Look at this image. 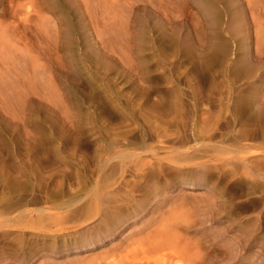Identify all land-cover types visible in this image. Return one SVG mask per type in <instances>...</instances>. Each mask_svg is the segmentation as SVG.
I'll use <instances>...</instances> for the list:
<instances>
[{
    "label": "rangeland",
    "instance_id": "374dc122",
    "mask_svg": "<svg viewBox=\"0 0 264 264\" xmlns=\"http://www.w3.org/2000/svg\"><path fill=\"white\" fill-rule=\"evenodd\" d=\"M62 2L69 5L70 15L77 18L72 0ZM99 3L102 7L96 15L97 29L89 23L92 16L82 12L83 19L89 23L84 30L87 39L84 43H52L46 52L51 81L58 88L47 94L38 89L26 92L12 107L4 104L5 96H0L3 101L0 102L2 206L11 201V205L18 206L29 203L25 208L44 206L51 213L63 211L65 215L66 208H58L56 204L60 206L73 195L83 194L100 178L101 164L131 154L154 164L156 173L161 172L162 182L165 177L173 180L178 173L166 158L170 151L166 146L172 143H163L162 138H175L185 128L193 127L197 112L210 115L208 129L214 125L223 132L221 124L234 117L241 95L249 103L264 106V0H99ZM55 5L51 6L53 10L43 11L50 19H56V11H60L61 6ZM251 121L254 125L250 121L245 123L251 124L244 125L235 123V131L241 133V142L250 152L239 154L231 148L224 154L221 152L218 157L229 158V163L224 171L216 170L208 185H175L167 189L173 196L168 204L153 212L151 203L147 206L151 212L142 214L147 222L153 220L150 224L165 222L179 214L180 218H174L180 219L176 224L180 227L178 239L187 238L189 247L184 250L183 246V251L190 249L193 253V258L189 252L185 253L187 258L181 253L180 259L184 255L185 264L188 257L195 264H250L253 260L264 264V178L257 170L258 163L262 162L259 165L262 167L264 161V128L261 134L254 132L257 126L264 125V120L262 124H258L260 120ZM221 139V136L215 138ZM199 140L209 142L210 138ZM230 141L223 143L234 146ZM191 142L187 146L193 145ZM156 146L165 150L157 155L147 151ZM238 154L243 158L240 167L232 164ZM216 155L197 160L212 163ZM222 173L225 177L220 180ZM147 177L142 170L131 174L119 168L108 177V183L116 189L121 181L129 180L120 193H134L136 184H145ZM86 180L92 184L86 186ZM253 180L262 182L249 188L247 185L239 188L237 184ZM214 185H218L221 193L216 203L211 199L215 192H209ZM82 200L76 205L81 207L86 197ZM21 209L0 213V218L16 215ZM142 215L128 224L141 220ZM87 220L63 223L65 228L57 231L53 227L43 232L17 227L8 235L0 231V242H13L15 237L64 242L69 236L96 232L98 220ZM239 225L241 231L237 230ZM250 227H255V231L252 229L253 233L241 237L242 228L246 232ZM251 234L256 235L255 240ZM123 236L88 243L80 249L57 253L55 257L60 262L85 259L111 247ZM40 248L43 247L38 246L34 251L38 253ZM181 250L182 245L179 253ZM226 250L233 251L232 258L225 254ZM178 256H171L169 262L177 258L181 262ZM44 263L43 257H36L28 264Z\"/></svg>",
    "mask_w": 264,
    "mask_h": 264
},
{
    "label": "bare ground",
    "instance_id": "6f19581e",
    "mask_svg": "<svg viewBox=\"0 0 264 264\" xmlns=\"http://www.w3.org/2000/svg\"><path fill=\"white\" fill-rule=\"evenodd\" d=\"M24 1L21 2V0H0V96H5L4 104L11 107L14 104H18L15 100L18 101L19 97H21V95H25L24 93L26 92L28 93L31 90L38 89L47 94V92H50L51 89L55 88L56 85L54 86L51 81V70H49V68L47 67V60H45V57L49 59V57L46 56V52L50 50V45H52V43H84L87 40L84 36V30L87 29L86 27L88 26V24L90 23L91 25H93L92 27L96 29L99 27L96 15L97 13H99L102 7V5H100L99 3V0H72V7L77 12L78 16L76 18V16L73 15L74 17H72L70 15L71 10L68 7L69 5L67 6L62 2V0H57L55 3L53 2V0ZM54 4L61 6L60 11H56L58 14L56 19H50L45 15L47 13H44L46 12L44 10L52 9ZM83 11L88 12L92 16V19H89V23L88 21L83 19ZM40 43L42 45H40ZM52 53L50 54L53 55L54 53ZM239 99V104L237 105L236 111L234 112V117H231V119L228 118L229 120L227 122L221 124L223 125V132H221V130H217L219 128L218 126L216 127L211 124L210 128L208 129L207 127L211 118L210 115H207V113L197 112V123L195 121L196 124L194 123L193 127H189V129L185 128V131H182L183 133L179 134L175 138H162L161 142H168V144L172 143L168 147L166 146V148H170L169 155L167 154L168 156L166 158L169 159V164L175 166V172L178 173V176H173V180L165 177V182H162L161 172L159 171L160 173H156L158 170H154L156 168H154V164L141 160L138 157L139 155L137 154H131L130 156L122 157L121 160L119 159L108 164H101L99 168V172H101L100 178L95 181L94 184L91 183L92 185L89 184L86 180V186H91H89L87 190L85 189L86 191L83 194L86 195L84 196V198H82L83 194H75L72 196L70 201L63 202L60 206L56 204L58 208H66L64 209V211H67L68 213L66 212L65 215L62 214L63 211H60L61 214L51 213L50 208L44 206H38L33 209L25 208V205L29 203H25V205H22L24 204L22 203L19 206L17 204L16 206L15 203L11 205L12 201L10 204L8 203L7 205L5 203L3 206L1 205V203L0 213H9L10 211L17 210V208H22L21 210H19L18 214H13L14 216L12 215L10 217L6 215L4 216L5 218L1 216L2 218H0V231H3L7 235L11 234V232L14 231V229L17 227H23V229L24 227H26L28 229H35L42 232L49 230L52 227V229H55L56 231L63 230L65 228L64 226H62L63 223L76 221V219H83L88 221L87 219L90 220L91 218H96L99 223V228L96 229V232L92 230L91 234H81L72 237L69 236L68 238L66 237L67 240L60 243H49L47 242V240L36 241L28 238L25 239L22 237H15L13 240L12 238H10L9 240H12L13 242H9L8 240L2 243L0 242V264H28L35 260L36 257H43L45 261L44 264H183L182 260H184L185 264V258H187L185 253L191 252L190 249L186 252L183 251V246H185L184 250H187V247H189L186 246L187 244H189L187 243L188 239L186 238V241H182L183 238L179 241L181 237L178 239L177 229H179L180 227L177 228L176 224L178 221L180 222L179 214H175V217L173 218H167L165 222H152L151 224L150 222L152 219L150 220V222H147L148 220L143 217V215H147L149 212H151L147 207L151 203H153L151 204L153 212L161 209L162 205L168 204L173 196L169 194V191L167 189L173 188L175 185L181 183L190 185L207 183L208 185V183L214 179L216 170L219 168L221 169V171H224L222 169L227 163H229V158L227 159L226 157H218V154H220L221 152L223 153L229 150L228 148H231V150L233 149V151L239 154L250 152L247 151V145L241 142V133L239 131H235V123H252L254 125L251 120H260L261 122H257L258 124H262V120H264V106L261 107L262 104L260 106V104H257L256 102L253 103V101L250 103L248 102L249 100L245 101V97L243 95L239 96ZM0 102L3 103V101ZM245 121H250L251 123H245ZM260 126L261 127L259 128H257L258 126L256 127V129L254 128L255 134L262 133V131L260 133V130L264 128V125L262 124ZM164 136L167 137V135ZM219 136H221L222 139L215 140V138L217 139V137ZM207 137L210 138V141L208 140L209 142H206V140L204 142L202 140H199ZM228 139L231 140L230 143L232 142L231 145L233 144L234 146L230 145L231 147H229L228 145H225L223 143ZM191 141H196V143L193 144ZM190 142L193 145L187 146V144ZM182 146L183 148H181ZM163 150H165V147L156 146L147 151L153 153L154 155H157ZM213 153H217V155L215 156V160L212 163H206L197 160L201 159V157L203 158L206 156H210ZM239 154L235 156L234 162L232 161V164L240 167L242 165L241 161L243 158L240 157ZM261 163L262 162L258 163L257 170L260 171L258 175L264 178V161L262 167L259 166ZM161 167L162 165L160 164L159 168ZM119 168L124 170L126 169V171H129L131 174L137 173L138 171L142 170L144 171L145 176H148L149 179L145 182V184H136L135 189L133 190L134 193L130 192L127 194H121L120 191L122 190V188H125L127 185H129V180L121 181V184H118L116 189H112V185L108 183V177H112V174L114 175L115 171L119 170ZM224 177L225 174L222 173L220 176V180H222ZM240 181L237 183L239 188H243V185L244 187L247 185V188H249L251 187V185L253 186L258 182H262L259 180H253L247 181V183L246 181H242V183ZM217 187L218 185H214L212 188H210L209 191L211 193L215 192V195L213 194V197L211 198L213 201H215V203L218 201L217 197H221V193L218 192ZM137 194H140L141 198H137ZM82 199H84L85 202H83L81 204V207H79L76 204H80ZM181 200H184V198ZM17 202L19 203V201ZM36 202L38 203L40 201L36 199ZM179 204L176 205L179 206ZM183 207L184 206H182L181 208L183 209ZM53 211L56 210L53 209ZM184 212L186 215L187 212ZM217 212L220 211L218 210ZM54 215H57L59 217L55 219L53 217ZM141 215V220L133 222L132 224H128V222H130L129 220ZM172 216H174V214ZM176 216L179 217L177 218L179 219L177 221L176 219H174L176 218ZM73 225L76 226L75 223ZM125 225H127L126 228L131 227L133 228V230L127 228L130 230V232L125 234V231H127V229L124 228L122 230L123 226ZM253 226L254 225H252V227ZM70 227L71 226H69V228ZM252 229L250 227L246 232H244V229L242 228V233L240 236L243 237L242 234H246ZM237 230L241 231L240 225L237 227ZM251 232L253 233V231ZM119 235L124 236L122 238L119 237V241L115 242L114 244L112 243L111 247L106 248V250H103L102 252L99 251V254L97 253L93 256L91 255V257L85 259L72 258L65 261L61 260L63 262L58 261L55 257L57 253L69 251L74 248L80 249L81 247L86 246L88 243L92 244V242L101 243L104 242V240L107 238H113L115 236V238H117ZM255 236V234H251L250 237L255 240ZM180 244L182 245V250L179 253V250L181 248ZM38 246H42L43 248H40V252L37 253L34 250ZM222 246L224 247L225 245ZM221 248L219 250H222ZM181 253H184L185 258L182 254L183 259H180L182 258ZM230 253L231 250L225 251V254H229V256ZM192 254L193 253L189 255H191V257L193 258ZM234 254L236 255V253ZM175 255H179L178 257L181 262L178 263L177 257V261H175V259L173 258L174 260L171 259V261L169 262V258ZM235 255H233V257ZM231 256L230 258H232ZM192 258L188 257L189 260L186 259V262H188V264H195L191 262ZM195 259L193 261H195ZM249 263L257 264L259 262L253 260L249 261ZM234 264H244V262H236ZM245 264L247 263L245 262Z\"/></svg>",
    "mask_w": 264,
    "mask_h": 264
}]
</instances>
